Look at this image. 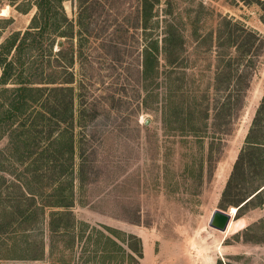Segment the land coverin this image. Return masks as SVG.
Listing matches in <instances>:
<instances>
[{
    "label": "rangeland",
    "instance_id": "obj_1",
    "mask_svg": "<svg viewBox=\"0 0 264 264\" xmlns=\"http://www.w3.org/2000/svg\"><path fill=\"white\" fill-rule=\"evenodd\" d=\"M89 2L83 28L78 1L64 3L74 35L55 45L73 50L67 57H73L75 121L62 115L63 99L61 110L48 114L50 125L40 121L35 142L22 143L19 131L0 132V264H264V232L247 231L264 219L260 200L236 214L225 232L209 225L215 210L229 212L264 184L259 160L246 157L247 174L235 170L264 96V44L236 94L220 68L233 50L220 58L217 41L225 17L264 41V6L161 0L145 29L140 0ZM35 13L33 0H0V45L26 31ZM166 21L184 43L173 55L176 64L161 54L156 80L146 81L144 47L163 37ZM65 56L56 57L60 65ZM253 137L264 140V130ZM73 191L71 211L85 225L54 231L51 214L64 209L48 205L59 198L70 203ZM107 237L126 253L107 257Z\"/></svg>",
    "mask_w": 264,
    "mask_h": 264
},
{
    "label": "trees",
    "instance_id": "obj_2",
    "mask_svg": "<svg viewBox=\"0 0 264 264\" xmlns=\"http://www.w3.org/2000/svg\"><path fill=\"white\" fill-rule=\"evenodd\" d=\"M66 1L68 0H33L36 13L28 29L24 32L12 33L0 45V69H2L0 78V132L12 131L16 133L19 131L18 137H21L20 141L24 144L28 141L35 142L38 138L40 121L45 122L44 126L47 123V125H50L51 119L48 114L59 112L63 105V99L67 100V108L66 110L65 108L63 109L62 115H68L69 119H72L73 122L75 121V77L74 73L69 71L73 57L70 58L71 60L67 57L69 53H73V50L69 52V50L66 51L62 48L55 51V45L60 42V38H73L74 35V24L69 19L64 8ZM77 1L80 9L79 24L83 28L84 21L89 16V10L93 4L89 0ZM160 1L140 0L141 21L145 29L149 22L157 16L155 9L160 5ZM257 2L264 6V0H257ZM16 8L22 13H27L29 10L28 7L21 9L18 5ZM3 20L0 19V21ZM217 41L220 58L229 55L226 50H233L229 59H226L227 62L220 63V68L221 72H227L226 78L227 81L231 82L230 85L234 82L236 90H239H231V92L239 94V87L242 89L247 82L248 70L252 69L253 58L259 55L258 50L264 44L263 37L248 29L241 22L225 17L220 24ZM183 43V37L178 33L175 24L166 21L163 37L150 39L149 43L144 47L143 79L146 81L147 79H152L153 82L156 80V75L159 73V57L161 54L165 56L168 63L176 64L177 61L174 56L180 52ZM61 52L66 53L64 65H60V61L58 62L56 59ZM24 58H26L25 61H23ZM61 68H63L64 73L60 71ZM217 78H220V75ZM227 105H230V103H224L223 108L225 109ZM66 111L67 113H65ZM30 117H34L32 121H29ZM82 120L83 111L80 112V124ZM257 130L260 132L264 130V96L257 109L251 132L248 135L247 146L242 150L241 159L235 165L236 172L240 170L242 174H247L244 161L247 160L246 157L248 156L250 161L259 160L260 163H264V158H262L264 157V140L253 137ZM61 135L63 136L64 134L62 133ZM70 143L71 160L74 162L77 156V142L74 132ZM78 149L81 151L80 158L82 157L83 160V154L85 153L82 151L81 145ZM81 172L82 169L80 167ZM26 186L28 193L34 194L27 183ZM263 187L264 184L257 188L252 195L234 204L235 207H232L229 211L232 217L230 222L235 221L234 216L236 214L240 215V211L255 200H260V203L264 204ZM74 202L75 194L73 191L70 203H66L59 198L48 205L64 209L53 211L51 214V228L54 231L74 232L82 225H85L71 211ZM108 230L116 235L117 238H120L117 231ZM247 231L254 233L258 231L264 232V219L250 225ZM107 242L109 245H104L102 250L103 253L108 254L107 257H113L114 253H126L110 237H107ZM142 256L143 254L140 252V257ZM117 264H123V261H118Z\"/></svg>",
    "mask_w": 264,
    "mask_h": 264
},
{
    "label": "water",
    "instance_id": "obj_3",
    "mask_svg": "<svg viewBox=\"0 0 264 264\" xmlns=\"http://www.w3.org/2000/svg\"><path fill=\"white\" fill-rule=\"evenodd\" d=\"M59 45L61 46L62 43ZM231 218L232 217L229 212L217 209L213 212L209 221V225L218 231L225 232L229 226Z\"/></svg>",
    "mask_w": 264,
    "mask_h": 264
},
{
    "label": "bare ground",
    "instance_id": "obj_4",
    "mask_svg": "<svg viewBox=\"0 0 264 264\" xmlns=\"http://www.w3.org/2000/svg\"><path fill=\"white\" fill-rule=\"evenodd\" d=\"M232 219V218H231ZM228 229V228H227Z\"/></svg>",
    "mask_w": 264,
    "mask_h": 264
}]
</instances>
